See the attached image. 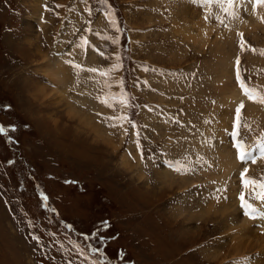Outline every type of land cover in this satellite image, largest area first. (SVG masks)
<instances>
[{
    "label": "rangeland",
    "instance_id": "1",
    "mask_svg": "<svg viewBox=\"0 0 264 264\" xmlns=\"http://www.w3.org/2000/svg\"><path fill=\"white\" fill-rule=\"evenodd\" d=\"M245 6L235 10L242 30L219 35L213 28L201 47L175 28L181 18L199 22L205 11L198 0H0V264H224L232 258L226 235L220 257L204 259L220 240L217 221L234 223L237 184L217 221L205 209L217 181L215 145L236 155L228 135L235 110L227 105L228 87L241 89L237 68L244 85L264 96V23L251 28L245 12L252 7ZM218 12L210 7L212 23ZM222 21L226 29L228 20ZM241 103L237 139L249 161L238 162L252 163L249 171L258 177L264 104L247 97ZM158 167L170 173L167 182H190L157 192ZM182 217L192 231L181 230ZM236 231L225 226L238 239ZM261 234L247 233L252 246L235 264H264L257 254Z\"/></svg>",
    "mask_w": 264,
    "mask_h": 264
},
{
    "label": "bare ground",
    "instance_id": "2",
    "mask_svg": "<svg viewBox=\"0 0 264 264\" xmlns=\"http://www.w3.org/2000/svg\"><path fill=\"white\" fill-rule=\"evenodd\" d=\"M246 4L249 5V7L245 6ZM217 5L221 8L220 4H217ZM217 5H215V6H217ZM239 5H243V6L247 7V8H250V6L252 7V5H250L248 2L247 3L246 2L243 3V2H236L235 1V6H233L231 8L235 7V10H237V7ZM202 7L204 8V9L203 8L202 9H203V11H205V14H203L202 16H199V22L198 21H194V23H190V19L185 17V19H183V20H182V18L179 19L180 21H178V24L175 26V28H178V30H180V33L182 35H184L185 37L191 39L194 43L197 42L198 46H201V47L205 46V43L207 41H209V38H212L211 35L213 34V32H212L213 28H215V30H216V28L219 27V32H218L219 35L225 34L226 32L230 31L231 29H234V27L236 29H238V31H240V30H242L244 28V26L240 22L239 18L237 19L236 12H235L234 15H229L227 12H223L222 13L220 11V12H218V16H215V18L218 19V20H215L212 23L211 22V17H213V16L212 15L210 16V13H209L210 7L208 5H205V6H202ZM190 10L193 13L196 12V10L193 9V8H191ZM179 14H180V12H179ZM222 14H224L223 15L224 18H221ZM245 14L248 17L247 20L250 21V19L253 18V22H252L250 27L251 28L252 27H256L259 24L258 21L261 20L260 17H264V6H258L255 15L253 14L252 9L249 10V11H246ZM222 20H228V27L226 29H223L222 26L220 25ZM230 21H232V24H230ZM184 22H186V23L184 24ZM223 22H225V21H223ZM179 23H181L182 25L179 24ZM187 29L192 34H190L187 31ZM213 39H216V38L213 37ZM51 66H52V64H51ZM51 69L52 68L50 67V64H49L48 67H46V75L50 76L53 73V71ZM61 71L62 70H60V72ZM62 72H64V71H62ZM52 75H54V74H52ZM52 75H51V77H52ZM224 76L227 77V82H228V75H224ZM226 77H225V79H226ZM228 89H229V92L231 94L230 95L231 96V98H230L231 101L228 102L227 108L228 109L231 108L232 102L237 99V95H238V102L235 104V109H236V107L238 105H240L241 102L244 101L243 93L241 91L238 92V90H236V89L234 91L233 85L229 86ZM59 95H60V93L58 92V97H59ZM59 100H61V98ZM230 150L231 149H228L227 147L223 146V143H217L215 145L214 149H213V152H214V155H215L214 157L218 161V163H217L218 167L215 169V171H213L214 172L213 175L216 176V178H217L216 188H214L213 191H214V195L220 196V200L216 201V202L213 201V200H206L207 204H206L205 212L208 213L209 217H214L213 219H215V221H217L216 220L217 219V211H218L217 209H220L221 211L226 210L229 207L230 200L233 199L231 192L235 188V186H232V185H236V181L238 180V179H235L234 177L236 176V172H240V170H236V168L237 167L241 168L242 166L245 167V163L243 165H241L240 163L236 162L232 158L233 151L231 150V152H232L231 153ZM211 154L212 153H210V155ZM158 171H159V174H158L159 175V181H158V183L160 182V183H163V184L159 186L160 189L157 192H160V190L162 188H166V189L168 188V190H171L176 185L179 187V186L182 185V183H184L183 184V186H184L188 182H190V181L187 182V180H185L184 178L181 179V177H179L180 180L177 181V182H175V180H176L175 177H170L168 182H167L166 178L170 176V173L166 169L162 171L159 168ZM179 183H181V184H179ZM230 186H231V188H229ZM236 189H237V186H236ZM223 191L226 192V195L221 194ZM238 205H240V204H237V205L235 204L236 211L232 213L233 218H234V223H231V222L222 223V222L217 221L219 223V228H221V230H222V231H220V235L217 237V239H220V237L225 239L226 235H228L227 237H231L230 238L231 239V243H233V255L231 257H235V256L237 257V254H238V256L244 255L246 247L249 248V246H252L251 242L246 241V238L248 237L247 233L249 231L260 230L262 232V234L260 235L261 239H262V247H260V249H258L257 254L264 256V249H263V245H264V200H260V203L257 204V206L255 207L256 211L253 213V216L245 215V210L243 208H241L240 206H238ZM211 210H213L212 213H210ZM239 211L242 214H239ZM236 215H238L237 224H236ZM173 217H175V216L173 215ZM178 219H176V217H175V221L178 220ZM200 219H207V218H200ZM249 220H253L256 225L253 226V223L251 221H249ZM215 221H213V222H215ZM183 224H185V225H183V227H184V226H187L189 223H186V220L184 219ZM225 226H227L230 230H233V231H236V229H238L236 232H238L239 238L236 239V233H234V232L226 233L225 232ZM183 227H182L181 230L185 229L186 233L188 232V229H190V231H192V228L190 226H189L188 229L185 228V227L183 228ZM241 229L243 230L242 232L240 231ZM217 241L218 240H216V242ZM223 242H224V240H223ZM219 244H221V239L218 241V244L215 246V253H212L211 257L209 256L210 254L208 255L206 253L207 254L206 257L203 256V257H205L204 259H206V258L208 259L209 258V259H212L213 261H215L218 257H220L219 253H217L218 250H219V248H218ZM223 254H225V253H223ZM236 257H235V260H236ZM223 258H220L221 261L219 260L218 262L219 263L223 262ZM240 261H241V264H253V263H251L248 260H243V261L240 260ZM224 262H226V261H224ZM224 264H229V263L226 262ZM232 264H235V263H232Z\"/></svg>",
    "mask_w": 264,
    "mask_h": 264
},
{
    "label": "snow or ice",
    "instance_id": "3",
    "mask_svg": "<svg viewBox=\"0 0 264 264\" xmlns=\"http://www.w3.org/2000/svg\"><path fill=\"white\" fill-rule=\"evenodd\" d=\"M258 6H264V0H252V11L253 14H256V10ZM232 7V0H227V7L224 8V11L227 12L229 15H234V13L230 12L229 10ZM109 19L112 21L113 26H115V21L112 20V17L109 16ZM261 22L264 23V17H260ZM223 22V21H221ZM119 29H117L118 31ZM238 36L241 37L240 40V47L241 50L243 51L246 47L245 41L243 39V34L242 33H237ZM118 40H112V43H118ZM252 52H256L257 50L255 48H250L249 49ZM260 54L264 55V49L260 50ZM66 63H71V61H66ZM236 64L239 65L240 64V60L239 58H237L236 60ZM73 67L79 69V65H73ZM120 67V65H114L113 66V70H118V68ZM88 71L90 72H96L97 69L96 68H90L88 69ZM102 76L106 75L107 73L105 72H101L100 73ZM236 79L237 81L240 83L241 89L244 92V95L247 96V98L249 100H252L254 102L260 103V104H264V96L260 95L256 90L254 89H250L247 88L244 85V82L241 80L240 78V73H239V68H237V73H236ZM122 103H125L127 105V101H121ZM244 108L243 103H241L240 105H238L235 109V121L232 125V130L231 132L228 133V135L231 138V143H232V147L236 150V157L239 161L244 162L249 155V152L246 150V146L245 144L241 141L238 140L237 137L239 135V127H240V120H241V110ZM126 119V117H125ZM115 127V125H113ZM133 128L136 127L135 124L132 125ZM5 131L4 128L0 127V133H3ZM127 134V133H126ZM138 135V133H137ZM258 148H260L261 150V155L264 156V142H261L259 144L256 145ZM137 147H139V142L137 141ZM248 172L247 168H244V170L242 172H240V180L241 183L243 184L244 187H253V188H259L260 191L255 193V199L257 200H264V180H262L261 182H258L256 180H250V179H245V174ZM239 201H240V207L243 208L245 210V215H250L252 213H254L256 211V209L253 207L252 204L247 203L244 199L243 194L240 195L239 197ZM107 224V222H105V225ZM95 235V234H94ZM33 239H37V237H33ZM92 251H99V249H92ZM82 254V253H81ZM118 255H122L120 253H118ZM93 264H96L95 261H93Z\"/></svg>",
    "mask_w": 264,
    "mask_h": 264
}]
</instances>
